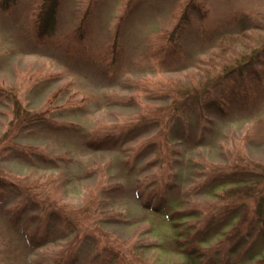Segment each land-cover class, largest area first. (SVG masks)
Instances as JSON below:
<instances>
[{"label": "rangeland", "instance_id": "374dc122", "mask_svg": "<svg viewBox=\"0 0 264 264\" xmlns=\"http://www.w3.org/2000/svg\"><path fill=\"white\" fill-rule=\"evenodd\" d=\"M36 1L17 0L10 12L0 11V88H15L31 115L43 112L48 120L76 124L80 129H50L41 127L44 124L26 122L16 130L9 106L0 99L1 141L17 142L50 157H59L56 170L39 160L31 164L6 154L0 159V178L15 186L27 182L32 192L27 197L21 191L0 189V195L11 208L23 211L24 220L36 216L37 221H45L46 213L56 207L54 204L62 219L55 238L38 249H29L8 231L0 217V264H188L182 255L166 247L149 249L158 242L167 244L172 233L162 216L138 205L137 191L165 188L183 200L185 207L222 205L224 201L214 192L205 195L204 189L197 187L201 174L209 167L214 171L213 166L225 164L227 153L223 151L237 147H242L249 160L264 165V126L258 124L260 114L263 113L260 118L264 119V101L250 119L219 121L203 146L197 148L190 142L180 144L172 126L156 123L169 104L165 101L169 96L179 100L184 94L196 97L222 94L229 83L211 87L206 77L213 75L216 79L235 68L243 56L263 49L264 28L249 32L251 41L244 36L240 42L228 46L224 58L207 54V60L212 61L211 66L202 65L207 74L198 70L178 74L133 73L111 80L100 73L67 68L65 54L54 47L40 44L42 52L32 47L30 24L36 17L33 12L38 8ZM95 1L98 0H64L56 34L75 42L80 29L89 28V20L92 26L83 38H76L77 43L83 39L85 45L102 51L110 43L127 7L119 0H105L99 8ZM184 3L203 4L208 10L205 19L194 20V29L208 28L211 20L240 11L264 23V0ZM148 17L138 22L137 28L145 35L151 30L153 39L159 37L162 29L171 32L175 23L168 24L163 10H150ZM87 96L92 97L85 99ZM138 125H142L138 135L135 132L120 152H92L81 145L84 132L120 133ZM248 134L249 140L242 144V138ZM52 177L57 183H49ZM120 185L124 188L115 190ZM217 193L224 196L221 190ZM232 234L230 231L214 238L208 245L209 252Z\"/></svg>", "mask_w": 264, "mask_h": 264}, {"label": "trees", "instance_id": "16d2710c", "mask_svg": "<svg viewBox=\"0 0 264 264\" xmlns=\"http://www.w3.org/2000/svg\"><path fill=\"white\" fill-rule=\"evenodd\" d=\"M16 1L0 0V11L10 12ZM119 1L125 3L127 12L116 26L110 43L103 47L102 51L85 45L82 43L83 39L77 43L76 38H83L90 25L92 26L88 18L89 28L86 26L80 29L79 34L75 36L76 43L56 34L64 0L35 2L38 8L33 10L36 17L30 24V43L38 52H42L40 44L63 52L67 68L100 73L116 80L133 73L178 74L198 70L207 74L205 69L202 70V65L212 64V61L205 57L207 54L224 58V54L229 50L228 46L240 42L249 32L261 31L262 27L264 28L263 22L254 21L251 16L240 11L229 13L221 20H211L208 28L200 26L194 29L192 26L195 19L202 20L207 17L208 10L203 4L195 6L193 3H184L185 0ZM103 2L105 0H98L94 4L100 8ZM150 10H163L167 13L168 24L175 22L171 32L166 28L162 29L159 37L153 39L151 30L145 35L137 28L138 22L149 18ZM247 37L252 40L250 36ZM237 62L235 68L218 75L216 79L213 75L206 77L211 87L229 83L222 94L208 97L184 94V98L179 100L169 96L165 100L169 104L156 124L172 126V133L180 144L190 142L193 148H197L203 146L208 133L213 132L219 121L247 120L254 117L258 106L264 101V48L253 50L251 55H245ZM91 97L87 96L85 99ZM0 99L9 106V114L13 116V121L16 120V130L26 122L44 124L41 127L50 129H80L76 124H61L53 119L48 120L43 112L31 115L15 88H0ZM262 114L258 116V124L264 126V119L260 118ZM140 126L142 125L127 128L120 133L110 131L102 135L84 132L81 145L92 152L117 153L132 140L135 132V135H138ZM249 137V134L245 135L242 144H245ZM6 141L0 140V159L6 154H12L31 164L39 160L54 167L53 169H59V157H50L37 149ZM225 153V164L213 166L214 171L209 170V167L207 172L201 174V184L197 186L201 190L204 189L205 195L214 192L215 196L224 201L222 205L202 209L185 207L183 200L165 188H143L137 191L138 205L149 213L162 216L172 233L167 244L158 242L159 244L152 245L149 249L161 250L166 247L170 252L182 255L188 264H264V165L249 160L242 147L228 152L225 150L223 154ZM54 181L57 183L52 177L49 183L54 184ZM20 183L15 186L13 182L0 178V189L21 191L22 195L29 197L31 186L29 187L27 182ZM169 186L172 184L169 183ZM123 188L124 186L120 185L115 187V190ZM218 190H221L224 196L215 194ZM40 195L43 196L41 193ZM54 206L56 207L46 213L45 221H37L36 216H29L24 220L23 211L11 208L0 195L1 219L5 221L8 231L16 235L29 249H38L56 237L62 219L57 204ZM230 231L233 234L222 240L220 246L210 253L208 245L212 240Z\"/></svg>", "mask_w": 264, "mask_h": 264}]
</instances>
